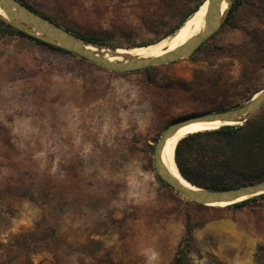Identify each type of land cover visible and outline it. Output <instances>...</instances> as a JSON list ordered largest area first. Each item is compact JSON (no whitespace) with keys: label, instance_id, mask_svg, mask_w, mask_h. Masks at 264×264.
<instances>
[{"label":"rangeland","instance_id":"rangeland-1","mask_svg":"<svg viewBox=\"0 0 264 264\" xmlns=\"http://www.w3.org/2000/svg\"><path fill=\"white\" fill-rule=\"evenodd\" d=\"M21 1L106 47L131 48L174 33L201 0ZM256 29L264 0H241L190 57L130 72L4 29L0 264H171L188 229L194 264H260L264 197L242 207L191 202L157 179L153 159L174 120L210 111L208 98L240 105L264 87Z\"/></svg>","mask_w":264,"mask_h":264},{"label":"water","instance_id":"water-1","mask_svg":"<svg viewBox=\"0 0 264 264\" xmlns=\"http://www.w3.org/2000/svg\"><path fill=\"white\" fill-rule=\"evenodd\" d=\"M233 1L234 0H204V2H207V12L203 30L180 47L156 57L124 55L123 58L119 60H111L105 52V50H109L110 54H116L117 48L106 47L103 44L90 41L83 36L70 32L62 26L48 20L41 14H38L33 9L26 6L21 0H0V9L3 13V15L0 14V19L17 31L41 40L51 46L75 54L106 70L130 72L151 66L168 64L181 58L190 57L201 44L219 30L227 17ZM223 3H226V8L224 10H222ZM200 6L201 5H199V7ZM93 47L95 49H93ZM263 104L264 87L255 92L246 102L238 106L220 111L192 113L174 120L163 129L154 145L153 159L156 175L189 201L205 206L225 207L264 194V180L238 187L215 190L196 186L180 173L183 179L189 183L190 187H188L170 174L160 159V152L164 142L174 134L181 124L198 120L201 122L217 121L223 123V125H241Z\"/></svg>","mask_w":264,"mask_h":264},{"label":"trees","instance_id":"trees-1","mask_svg":"<svg viewBox=\"0 0 264 264\" xmlns=\"http://www.w3.org/2000/svg\"><path fill=\"white\" fill-rule=\"evenodd\" d=\"M202 1L203 0L197 2L185 14L176 28H178L189 15L196 11ZM240 2L241 0L233 1V4L231 5L227 17L221 27L233 18ZM24 4L33 9L29 4ZM42 16L56 23L49 17L45 15ZM4 29H7L11 33L28 37L38 44L51 47L61 52L69 53L61 48L51 46L41 40L17 31L0 19V33L6 35L7 33ZM78 35L83 36L81 34ZM254 35L255 41L262 46L261 52L264 54V31L256 29L254 30ZM85 38L90 41L103 44L98 38ZM205 42L201 44L197 50H199ZM150 43L153 42L141 43L132 47L147 45ZM150 68L152 67L145 68L144 70L146 71ZM197 77L199 76L197 75L196 78ZM217 78H219V74L206 78L205 81L212 87V85L216 83L214 81L217 80ZM250 97L248 99H250ZM208 99L211 105L210 111H220L239 105L238 103L231 102L226 96ZM175 162L180 173L189 182L206 189L219 190L233 188L264 180V110L260 109V111L255 112L241 125H223L217 129L197 132L185 136L176 146ZM157 179L163 185L170 187L158 176ZM263 197L264 194H260L225 207H242L251 201ZM190 244L191 231L188 229L184 239L178 244L171 264H194L189 257ZM262 252H264V246H260L256 253V259L260 264H264V259L261 255Z\"/></svg>","mask_w":264,"mask_h":264},{"label":"bare ground","instance_id":"bare-ground-1","mask_svg":"<svg viewBox=\"0 0 264 264\" xmlns=\"http://www.w3.org/2000/svg\"><path fill=\"white\" fill-rule=\"evenodd\" d=\"M203 2L204 0L200 4L201 6L197 8L198 10L196 9V12L189 15L183 21V23L180 25V28L178 27L174 33L163 38L162 41L150 44L148 46L117 48L116 54H110L109 50H105L107 56L111 60L122 59L124 55L156 57L180 47L190 38L203 30L207 12V2ZM225 8L226 3H223L222 10H224ZM0 14L3 15L1 9ZM93 49L95 48L93 47ZM222 125L223 123L217 121L201 122L198 120L181 124L180 127L174 132V134L166 139L161 148L160 159L164 167L182 184L190 187L189 183L185 181L180 175V171L175 162V149L178 142L189 134L217 129Z\"/></svg>","mask_w":264,"mask_h":264}]
</instances>
